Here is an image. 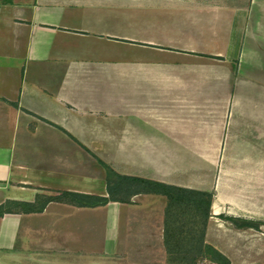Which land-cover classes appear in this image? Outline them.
Segmentation results:
<instances>
[{"label": "crops", "instance_id": "obj_1", "mask_svg": "<svg viewBox=\"0 0 264 264\" xmlns=\"http://www.w3.org/2000/svg\"><path fill=\"white\" fill-rule=\"evenodd\" d=\"M137 1L0 0V205L63 190L107 195L102 177L79 169L87 151L147 150L143 173H121L213 191L206 241L231 261L222 229L233 247L263 235L220 216L264 222V0H160L232 11L238 45L225 48L104 24ZM121 49L132 59L120 62ZM120 86L144 98L119 97ZM156 196L12 207L0 218V264H168Z\"/></svg>", "mask_w": 264, "mask_h": 264}, {"label": "rangeland", "instance_id": "obj_2", "mask_svg": "<svg viewBox=\"0 0 264 264\" xmlns=\"http://www.w3.org/2000/svg\"><path fill=\"white\" fill-rule=\"evenodd\" d=\"M167 4L160 0H140L135 4L120 5V7H117L118 13H115L113 18L111 17L108 21L105 20L103 22L104 24H110V29L118 31L119 33L138 36L147 33L154 35V39L161 41L183 40L187 43L193 41L200 46L213 47L214 45L223 48H225L228 43V47L238 45L236 42L239 39L238 30L240 27L237 22H234L232 11L229 12L223 9L222 11L215 12L200 8L197 12H189L183 7H173ZM232 23L234 26L230 25ZM230 29L233 33L232 36L229 37L227 36V32ZM214 33H217L218 36H213L212 34ZM132 54V50L121 49L118 58L120 62H127L132 59ZM114 58L116 59V56H114L113 59ZM103 87L106 89L108 85H104ZM117 93L119 97L127 99L132 97L134 99H143L145 95L130 89V86L118 87ZM118 109L123 108L119 105ZM131 153L134 154V157H130L134 164L130 166L121 165L119 161L127 159L128 155H132ZM146 153L147 150H118L113 148L98 150V153L94 150H88L86 164L79 169H82V171L86 170L89 179L93 178L99 180L102 177V184L105 185V170L100 166L97 157L108 163L117 172H133L132 174H137L143 173V155ZM83 155L85 154L83 153ZM113 162L116 165H113ZM155 198L163 202L165 201L162 195H157ZM90 223L89 221V225ZM258 231H262L263 235L258 234L251 236V238L249 237V240H247L251 244L242 246L235 245L233 247L232 245H228L229 242L235 241V239L232 238L231 231L222 229L220 237H222V240L224 238L225 241H221V247H232L231 252L233 254V260H231V264H264V230ZM89 235L90 233H88V236ZM260 236H263L262 242L259 239ZM241 248L242 251L240 250ZM198 264L216 263L204 259L200 260Z\"/></svg>", "mask_w": 264, "mask_h": 264}, {"label": "trees", "instance_id": "obj_3", "mask_svg": "<svg viewBox=\"0 0 264 264\" xmlns=\"http://www.w3.org/2000/svg\"><path fill=\"white\" fill-rule=\"evenodd\" d=\"M105 170L107 195H96L69 190L56 195L44 196L39 202L8 201L0 205V218L12 207L24 212H41L52 200L67 202L79 207H96L110 201L131 202L137 194H157L165 198L163 216V243L168 264H198L207 259L216 264H231L230 259L206 241V230L211 216L213 191L178 186L138 175L117 172L108 163L97 157ZM38 200V199H37ZM238 229L261 230L262 221L224 216Z\"/></svg>", "mask_w": 264, "mask_h": 264}]
</instances>
